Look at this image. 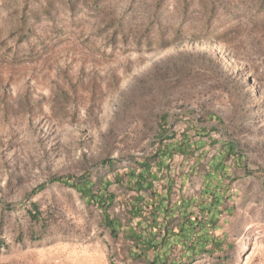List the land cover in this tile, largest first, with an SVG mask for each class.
I'll return each mask as SVG.
<instances>
[{
  "label": "rangeland",
  "instance_id": "374dc122",
  "mask_svg": "<svg viewBox=\"0 0 264 264\" xmlns=\"http://www.w3.org/2000/svg\"><path fill=\"white\" fill-rule=\"evenodd\" d=\"M209 113L252 171L225 264H264V0H0V264H127L61 179L124 169L160 115L181 133Z\"/></svg>",
  "mask_w": 264,
  "mask_h": 264
},
{
  "label": "trees",
  "instance_id": "16d2710c",
  "mask_svg": "<svg viewBox=\"0 0 264 264\" xmlns=\"http://www.w3.org/2000/svg\"><path fill=\"white\" fill-rule=\"evenodd\" d=\"M213 121L223 125L217 114L209 113L178 133L168 116L160 115L158 136L146 154L127 158L124 169L117 168V159L108 158L104 174L61 179L85 205L100 212V227L112 240L123 241L127 264H196L204 259L225 264L229 260L234 246L219 232L235 211L234 184L252 171L240 137L223 133L219 126L201 125ZM212 132H219L221 138H213ZM176 157L183 159L178 167ZM197 177L200 188H186ZM117 206L121 207L118 213Z\"/></svg>",
  "mask_w": 264,
  "mask_h": 264
},
{
  "label": "crops",
  "instance_id": "0c3cea01",
  "mask_svg": "<svg viewBox=\"0 0 264 264\" xmlns=\"http://www.w3.org/2000/svg\"><path fill=\"white\" fill-rule=\"evenodd\" d=\"M200 185H201V180L199 179H197L196 181H195V184H193L192 185V183H189L188 185H187V187L186 188H200ZM222 237H227L228 238V236L226 235V234H222L221 235ZM229 239V238H228ZM230 240V239H229Z\"/></svg>",
  "mask_w": 264,
  "mask_h": 264
}]
</instances>
